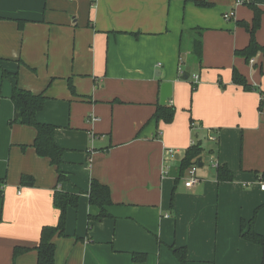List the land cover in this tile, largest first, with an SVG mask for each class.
<instances>
[{
	"label": "crops",
	"instance_id": "0c3cea01",
	"mask_svg": "<svg viewBox=\"0 0 264 264\" xmlns=\"http://www.w3.org/2000/svg\"><path fill=\"white\" fill-rule=\"evenodd\" d=\"M249 2L263 11L264 46V0ZM253 16L236 0H0V264H38L41 231L59 222V192L79 207L68 210L67 236L54 239L55 264H182L183 248L186 264H264V246L243 236L254 220L264 237V106L232 79L236 68L264 91L262 54L253 64L234 54L250 39L237 21ZM165 82L176 108L169 124L153 119ZM15 86L46 97L37 118L56 127L63 182L36 153V130L10 125ZM195 143L202 171L187 188L181 162ZM224 166L233 180H219ZM93 180L112 195L101 221ZM18 247L32 250L14 258Z\"/></svg>",
	"mask_w": 264,
	"mask_h": 264
},
{
	"label": "trees",
	"instance_id": "16d2710c",
	"mask_svg": "<svg viewBox=\"0 0 264 264\" xmlns=\"http://www.w3.org/2000/svg\"><path fill=\"white\" fill-rule=\"evenodd\" d=\"M198 6L210 7L209 3L203 1H196ZM245 6H248L254 13L253 20L251 23L246 21H237V25L246 30L249 34V43L246 47L238 49L235 51V56L241 57L245 60L246 63L250 64L259 54H262L264 58V46L261 45L257 38L256 34L261 28L262 15L263 11L258 8L256 5L251 4L250 2L245 3ZM24 22L20 21L19 26L22 28ZM202 38L199 37L197 43L195 44V55L199 62L202 60ZM232 79L234 84L242 86L245 91H258L262 96V101L259 106V110L263 109L264 106V91L251 85L247 78L241 74L236 68L233 69ZM220 86L224 87L222 80L219 81ZM70 88L73 92V86L70 84ZM196 85L193 86V90H196ZM12 102L15 106V116L10 121V125L15 124L26 125L33 127L36 130V137L33 143V147L36 150L38 156L43 158H48L53 166L57 168L59 175V182H63L66 179L64 172L61 170L63 163L64 149L61 148L55 141V131L56 127L53 125L41 123L38 121V114L43 111L46 97L43 93L35 94L28 90L22 89L18 86H15L12 93ZM176 114V108L174 106H158L156 113L154 114L153 119L159 122H165L167 124L174 121ZM193 124V122H192ZM204 148L201 143H195L190 146L185 153V156L181 162V178L189 172V170L194 166H199V159L204 153ZM218 178L220 181L224 180H233L232 173L228 170L226 166L218 168ZM23 184H33V181L30 177L24 176L22 178ZM90 203L93 206L100 208L101 212L97 217H94V220L101 221L105 218H109L110 214L107 211V208L113 205L111 190L107 185L100 183L97 180H93L90 190ZM55 207L60 211L59 222L57 226H47L44 227L41 231V238L39 245L35 248L38 252V264H55L56 258V244L54 239L56 237H66V227L68 220V210L69 208L77 209L79 207V198L77 196L69 195L64 192L56 193L54 199ZM254 220L251 221V228L248 232L244 233L243 236L256 244H262L264 246V237H261L255 233L253 230ZM246 225H243V229ZM244 232V230H243ZM32 249L18 247L15 248L14 258L28 252ZM176 256L182 262V264L187 263V250L178 249L175 251ZM134 260H144L143 256H134ZM140 257V258H139Z\"/></svg>",
	"mask_w": 264,
	"mask_h": 264
},
{
	"label": "built area",
	"instance_id": "2783aa9c",
	"mask_svg": "<svg viewBox=\"0 0 264 264\" xmlns=\"http://www.w3.org/2000/svg\"><path fill=\"white\" fill-rule=\"evenodd\" d=\"M249 2V0H236L237 5H244L245 3ZM224 20L230 21L234 17L233 12H228L224 14ZM254 63V60H251V64ZM198 77L195 78V84L197 83ZM97 119L95 117H92V121H96ZM209 141L215 142L216 141V136L211 135L209 136ZM199 167L198 165H194L188 172V179L186 180L185 186L187 188H192L195 185L199 183V178L197 177V171ZM262 189L264 190V183L262 184Z\"/></svg>",
	"mask_w": 264,
	"mask_h": 264
},
{
	"label": "water",
	"instance_id": "95a60500",
	"mask_svg": "<svg viewBox=\"0 0 264 264\" xmlns=\"http://www.w3.org/2000/svg\"><path fill=\"white\" fill-rule=\"evenodd\" d=\"M186 79L188 76L185 77ZM173 96V84L170 82H165L161 85V94H160V105L165 106L167 102L172 98ZM202 161V159H199V163Z\"/></svg>",
	"mask_w": 264,
	"mask_h": 264
},
{
	"label": "rangeland",
	"instance_id": "374dc122",
	"mask_svg": "<svg viewBox=\"0 0 264 264\" xmlns=\"http://www.w3.org/2000/svg\"><path fill=\"white\" fill-rule=\"evenodd\" d=\"M206 164H207V167H209L211 170L213 169V168H212L213 166H211V165H212L211 163H208V161H207ZM199 171H202V169H199ZM187 176H188V175H187Z\"/></svg>",
	"mask_w": 264,
	"mask_h": 264
}]
</instances>
